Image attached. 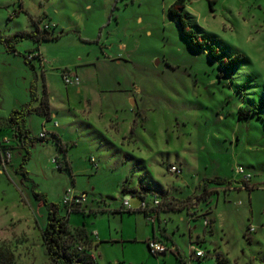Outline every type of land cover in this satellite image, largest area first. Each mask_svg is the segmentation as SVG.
I'll use <instances>...</instances> for the list:
<instances>
[{
	"label": "rangeland",
	"instance_id": "1",
	"mask_svg": "<svg viewBox=\"0 0 264 264\" xmlns=\"http://www.w3.org/2000/svg\"><path fill=\"white\" fill-rule=\"evenodd\" d=\"M177 1L0 0L4 36L36 31L37 23L57 37L16 45L24 55L41 53L44 64L7 63L0 101L4 109L32 102L36 81L32 136L57 122L67 146L61 152L52 135L37 141L24 166L28 178L18 172L22 148L12 150L13 168H0V218H14L0 228V248L15 264H53L43 239L49 206L36 194L68 214L63 199L71 189L87 193L88 213L68 215L70 232L86 225L107 240L93 245L95 264H264V0H185L205 49L183 35L171 13ZM235 55L244 60L225 69L222 59ZM65 71L77 73L80 86H67ZM45 91L56 114L48 123L37 112ZM54 159L68 165L57 170ZM212 188L218 193L203 200ZM141 190L177 205L190 199L195 220L187 210L171 213L172 240L165 237L178 255L152 256L144 215L123 211L124 194ZM198 250L205 256L197 258Z\"/></svg>",
	"mask_w": 264,
	"mask_h": 264
},
{
	"label": "trees",
	"instance_id": "2",
	"mask_svg": "<svg viewBox=\"0 0 264 264\" xmlns=\"http://www.w3.org/2000/svg\"><path fill=\"white\" fill-rule=\"evenodd\" d=\"M172 16L178 21L182 33L185 37L189 38L192 45L198 49H205L209 44L208 40H201L198 33L191 27V23L187 20L188 14L185 12V0H178L176 4L171 9ZM37 30L27 33H18L13 36H4L0 33V43L3 44L9 53L14 55H19L24 58V61L27 65H30L33 70H35V66L33 65V61L28 60L29 55H35V53H30L28 55L21 54L16 50V45L20 43L24 39L33 40L36 43H41L44 41L56 40L57 37L50 32L48 29L40 30L37 23ZM210 53L213 59H217L219 56V52L216 47L210 46ZM35 60L42 63V58L39 53H36ZM244 60L242 55H235L227 60L222 59L221 65L229 70L237 66L240 62ZM37 82L33 81L31 86V93L33 94V100L30 103L25 104L20 109L13 110L9 116V126L12 129L14 135L11 140L12 144L17 142V144L25 150V154L23 156V163L18 168V172L24 176V178H28V172L25 170V164L31 158L30 149L36 144L37 141L44 140L46 138H36L32 136L31 130L28 127V117L31 115L33 111V102L37 100L35 96V91L37 89ZM46 92V91H45ZM41 107L37 110V112L46 117L47 121L51 120V114L49 110V99L47 92L41 98ZM57 146L61 150V152H66L64 145L58 141ZM13 148V145H12ZM62 163V168L65 165H68V162L60 161ZM61 168V169H62ZM60 169V170H61ZM216 185H230V182L225 179H216L212 181ZM246 188H248L247 184H245ZM218 193V188H212L210 192H205L202 194L201 198L203 200H207L211 195ZM130 195L136 199H145L152 197H159L162 200V209L167 206V200L164 196L154 192H145L139 191L137 193L124 194V196ZM37 198L43 199L45 205L49 206L48 213V224L44 228L43 231V239L46 246L47 255L51 258L53 264H95V260L92 257L93 250V242L89 237L88 231L83 228H78L73 232H70L68 225V215L73 212L86 213L84 207H78L73 210H69L66 206V213H61L60 205L49 204L48 200L44 196H40L36 194ZM189 201L182 202V204L177 205L179 209H186L189 206ZM82 250H79V248ZM180 264H184L181 259H179ZM0 264H15V258L11 251L7 249L0 248Z\"/></svg>",
	"mask_w": 264,
	"mask_h": 264
},
{
	"label": "crops",
	"instance_id": "3",
	"mask_svg": "<svg viewBox=\"0 0 264 264\" xmlns=\"http://www.w3.org/2000/svg\"><path fill=\"white\" fill-rule=\"evenodd\" d=\"M7 37H9V36H7ZM40 55H41V58H42V54L41 53H40ZM0 57L2 58V59H0V81H1V84H3L5 82L4 79H3L4 74H5V70L3 69V67H8L9 65L7 63L14 62L13 59L21 58V56L9 53L7 51V49H6V47L3 44L0 43ZM23 60H24V58H23ZM41 64H44V60H43V62ZM72 74H76L77 75V73H75V72H72ZM5 103H6L5 100L1 99V101H0V140H2L3 138H9V139L12 140L14 133H13L12 129L9 126V121H8L9 120V116H10V114H11V112L13 110L20 109L22 106L25 105V103H22L21 105H18V106L14 105V103L13 104L11 103L10 104L11 107H7V109H4L3 106H5ZM49 110H50V114H51V120L50 121H46L47 123L51 122L54 119V117L56 116L55 110L52 108L51 102H49ZM55 123H57V122H55ZM55 123H53L54 129H52V130H48L47 127H46V124H43L42 125V131H41L40 135L42 134L44 129H46L47 130V135H46L45 138H47L48 135H52V140L54 141V143H57L58 141H60L64 145L65 149H67V146H66V143H65V139H64L65 138L64 135H62L61 133H59L57 131V129L60 128V125L57 123L58 126L56 127ZM40 135H39V138H40ZM12 145H13L12 150H17V149L21 148L17 144V142H14V144H12ZM2 159H3V153L0 151V168L3 167L2 166ZM11 165H12V168H13L12 160L9 163V167ZM0 172L2 174L5 173L1 169H0ZM0 200H3V198L1 197ZM175 201H177V203H179L178 200H175ZM175 201L172 200V201H170V203L167 202L169 207L167 208L166 205H165L166 208L163 207V209L157 214V221H156L155 224L149 223L147 221V219H146L145 214L142 213L144 215V217H145L146 223L148 224V226L151 228V230L153 232L152 235H150V237L145 241L146 243L150 239H158V240L166 241L165 237L170 238L172 240V237L168 233V225H169V222L172 220V217H171L172 215H170V214L171 213H180L181 212L179 207H176L177 203H175ZM138 205H139V201H138L137 205H132L133 211H130V212H139V211L136 210L138 208ZM86 206H87V203H86L85 206H83L84 209L86 208ZM193 208L196 209L197 206L195 205ZM195 209H194V211H195ZM85 210H86V213H88V210L87 209H85ZM182 210H187L188 211L189 220H195V217L193 218L191 216V210L189 208H186V209L183 208ZM12 219H14V218L11 215H9V213L6 214L5 216H1V218H0V228L3 229L4 227H6L10 222H12ZM27 220H29V218ZM92 226L94 227V224H92ZM84 228L88 231L90 239L94 242L93 245L95 247V250H97V248H99L100 244L106 243L107 240L100 238V231L96 230L95 227L93 228L92 231H90L86 227V225H84ZM166 242H170V241H166Z\"/></svg>",
	"mask_w": 264,
	"mask_h": 264
},
{
	"label": "built area",
	"instance_id": "4",
	"mask_svg": "<svg viewBox=\"0 0 264 264\" xmlns=\"http://www.w3.org/2000/svg\"><path fill=\"white\" fill-rule=\"evenodd\" d=\"M45 29L50 30L51 27L49 25L45 26ZM35 55H29L28 60L35 61ZM43 62V60H42ZM62 78L67 86H80L81 81L78 75L72 74L70 71H65L62 74ZM55 126L57 127L58 124L55 123ZM47 135V130L44 129L42 134L40 135V138H45ZM0 151L3 153V159H2V166L3 168H6V166L11 162L12 159V142L9 138H3L0 140ZM53 162L56 164L57 170H60L62 168V163L59 162L57 159H54ZM92 163L96 165V162L94 159H92ZM171 170L174 174H181L182 171L179 167H172ZM237 173L241 176H243L244 182L250 181L252 176L250 174H247L244 168L239 167L236 169ZM87 193H81L77 194L72 189L68 190L64 196L63 204L66 206L69 210H73L78 207H83L87 203ZM133 197L130 195H126L123 198V211H133V207L131 204V199ZM139 205L136 209L137 211L145 214L146 219L149 223L155 224L157 221V214L162 210V200L155 196L152 198H145V199H138ZM205 225H209V221L206 219ZM147 247L150 252V254L154 257H161L166 256L168 254L178 255V252L176 251L175 247L170 245L169 243L158 240V239H150L147 241ZM79 250H82L80 247ZM195 256L197 258H202L205 256L203 251H196ZM94 258V256H92Z\"/></svg>",
	"mask_w": 264,
	"mask_h": 264
}]
</instances>
